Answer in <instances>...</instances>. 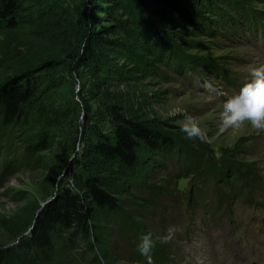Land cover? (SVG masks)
<instances>
[{"label":"rangeland","instance_id":"rangeland-1","mask_svg":"<svg viewBox=\"0 0 264 264\" xmlns=\"http://www.w3.org/2000/svg\"><path fill=\"white\" fill-rule=\"evenodd\" d=\"M20 1L32 6L31 0ZM34 1L42 2L41 23L24 38L25 47L43 56L50 41L40 38L38 30L59 29L58 23L72 14L87 35L79 52L88 55L84 44L89 43L92 55L74 74L77 78L68 80L67 94L77 103L74 126L79 128L73 151L64 150L65 123L58 122L56 134L45 135L36 124L0 136V248L16 245L32 231L41 204L53 201L63 188L79 190L74 182L89 164L91 173L117 192L139 235L156 240L152 251L157 254L141 255L131 227L123 233L96 211L93 236L104 250L99 264H224L239 238L250 247L252 261L264 264V235L253 242L244 234L260 220L253 213L263 212L256 206H264V132L223 130L218 119L223 102L249 79V70L264 65V0ZM254 22L263 33L259 37ZM58 39L51 42L54 47L60 45ZM12 48L0 37L1 50L11 53ZM8 59L0 55V84L14 75L12 67L18 64L13 63L17 57ZM51 59L63 61L54 77L65 95L64 83L73 75L70 63L62 55ZM46 75L42 71L38 78ZM118 104L153 129L154 136L178 146L180 159L145 149L127 169L86 155V133L97 126L106 131L107 110ZM186 115L203 129L201 139H188L180 131L179 121ZM40 146L43 150L37 151ZM182 154L197 157L200 165L182 171ZM243 173H250L252 185ZM215 187L229 195L227 202L217 199ZM170 226L176 228L174 237L161 243L158 238ZM261 227L264 231V219ZM84 247L61 250L69 259L64 264L90 260Z\"/></svg>","mask_w":264,"mask_h":264},{"label":"trees","instance_id":"trees-1","mask_svg":"<svg viewBox=\"0 0 264 264\" xmlns=\"http://www.w3.org/2000/svg\"><path fill=\"white\" fill-rule=\"evenodd\" d=\"M31 2L34 8L24 7L20 0H0V37L3 43L13 47L11 53L0 49V55L5 60H10L8 58L11 56L17 57L14 64L18 61V64L12 67L14 75L0 84V136L14 127L27 125L31 128V125L36 124L45 135L48 132L56 134L58 122L65 123L68 131L65 132L67 134L64 138V150L73 151L78 146L79 128L74 126L72 116L75 114L77 103L67 94L71 88L68 80L77 78L73 77L74 74L86 59L91 57L92 52L89 43L84 44L85 49L89 51L88 55L79 52V46L87 35L78 27L80 20L76 22L74 16L69 14L58 23L59 29L53 25L38 30L40 38L44 37L50 41L51 49L43 53V56L37 57L32 47H25L27 43L24 39L28 37L31 29L39 27L41 23L38 7L42 2ZM57 35L60 45L54 47L55 43L51 42L57 40ZM52 55H62L70 63L69 72L73 75L64 83L67 88L65 95L57 90L60 83L57 77H54V69L61 66L63 61L56 63L51 59ZM42 71H46L47 75L41 79L38 74ZM56 99H61L57 106ZM68 108L69 113L66 112ZM107 111L109 115L106 131L98 126L90 127L85 135L86 155L92 154L103 162L127 169L136 165L140 151L145 149L179 158L178 146L154 136L153 129L138 117H134L133 113L129 112L127 115L128 111L123 109L122 105H115ZM69 115L71 116L67 119ZM36 148L37 151L43 150L42 146ZM180 157L184 158L180 164L182 171L200 165L197 157L192 159L184 154ZM91 170V165L85 164L83 175L77 183L74 182V186H78L79 190L74 192L72 189L63 188L59 196L39 212L29 234L22 236L16 245L0 248V264H64L69 259L60 251L77 252L83 245L91 253L90 260L85 264H99L104 250L101 240L93 236L96 211L105 213L119 229H123V233L125 228L131 227L132 234L137 236L135 241L139 242L141 236L122 210L119 200L115 197L117 192L110 189L111 185L105 180L91 173ZM242 178L246 179V182L250 181V173H243ZM250 182L251 185L254 183ZM65 185L68 186V183ZM214 192L220 201H228L229 195L224 191L215 187ZM95 251L100 254L96 255ZM152 254L157 253L152 251Z\"/></svg>","mask_w":264,"mask_h":264},{"label":"clouds","instance_id":"clouds-1","mask_svg":"<svg viewBox=\"0 0 264 264\" xmlns=\"http://www.w3.org/2000/svg\"><path fill=\"white\" fill-rule=\"evenodd\" d=\"M249 79L243 83L239 91L228 97L222 105L218 119L223 130H251L257 134L264 132V65L252 67L249 70ZM180 131L188 139H201L204 131L196 118L184 116L179 121ZM175 226H170L165 235L159 237L161 243H168L174 237ZM156 240L151 234H144L139 238L137 245L141 255L151 256Z\"/></svg>","mask_w":264,"mask_h":264},{"label":"water","instance_id":"water-1","mask_svg":"<svg viewBox=\"0 0 264 264\" xmlns=\"http://www.w3.org/2000/svg\"><path fill=\"white\" fill-rule=\"evenodd\" d=\"M50 202H51V199L48 200V201H46L45 203L41 204V208L37 211L36 216H35V219H34L32 225L30 226L29 230L33 229V227H34V225H35V223H36V218H37L39 212L41 211V209H42L45 205L49 204Z\"/></svg>","mask_w":264,"mask_h":264}]
</instances>
